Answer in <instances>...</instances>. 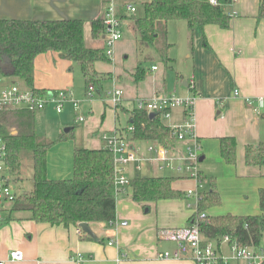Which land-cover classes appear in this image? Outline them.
Here are the masks:
<instances>
[{
	"label": "crops",
	"instance_id": "0c3cea01",
	"mask_svg": "<svg viewBox=\"0 0 264 264\" xmlns=\"http://www.w3.org/2000/svg\"><path fill=\"white\" fill-rule=\"evenodd\" d=\"M112 1L123 17L132 15L125 9L131 4L136 8L134 15L143 17L141 4L147 0ZM260 3L261 0H237L229 7L235 16L231 17L228 29L216 25L196 26L192 40L186 24L169 22L167 40L171 67L166 68L148 52L154 61L144 64L145 73L139 81H135L134 74L146 53L137 51L133 22L123 19L122 38L116 43L112 58L109 62L94 64L95 71L104 79L99 88L94 87L90 98L86 96L84 78L76 65L59 58L56 53L37 56L34 89L69 90L79 102L77 111L67 103L60 114L51 107L34 113L36 134L53 142L46 153L47 178H71L74 150L104 149L102 134L117 132L130 138L126 130L132 123L130 116L135 99L170 94L194 96L196 145L200 154L198 170L203 178L201 188L198 189L187 176L178 175L149 159L124 166V175L130 182L138 176L170 177L173 178L171 188L185 194L191 189H197L201 194L213 185L221 205L208 210V216L258 215V192L264 189V165L247 166L244 152L247 146L264 142V112L257 115L253 110L255 105L245 102L248 98L264 97V19L257 20ZM102 13V0H0V20H81L84 34H88L90 41L91 23ZM91 43L92 48H104V37ZM130 57L132 63H129ZM74 66L79 69L80 78L74 75ZM153 67L156 69L152 70ZM3 77L5 82L29 89L20 80ZM108 81H111V87H105ZM190 81L193 82L191 86ZM116 89L123 91V98L121 104L114 107L109 95ZM233 90H238V97L232 96ZM78 115L84 118L82 122L76 120ZM54 117H58L59 123ZM49 118L55 121L57 130L70 128V131L58 133L52 140L45 125ZM183 120L184 112L175 109L168 119L162 118V123L173 127L182 124ZM62 134L65 137L60 139ZM222 138L235 141L234 165L226 164L221 156ZM130 141L143 158L150 157L146 152L148 145L161 144L131 138ZM184 145L176 141L175 153L179 154ZM53 149L56 152L50 154ZM137 166H140L139 170ZM11 182L15 192L21 187L24 192L31 191L28 189L31 180L27 182L28 187L24 179L22 183L20 179L15 184L13 179ZM194 203L192 198L185 196L141 204L133 201L130 186L119 189L115 192V220L88 223L97 241L83 232L79 234L78 226H50L34 222L29 214L13 213L0 225V259L7 260L9 252L19 251L23 260L7 264H195L191 260L158 259L159 253L175 249L174 243L159 237L160 233L186 227L195 212ZM122 222L127 225L121 226ZM221 252L226 255L229 250L223 245ZM78 256L82 258L80 263L76 262Z\"/></svg>",
	"mask_w": 264,
	"mask_h": 264
},
{
	"label": "trees",
	"instance_id": "16d2710c",
	"mask_svg": "<svg viewBox=\"0 0 264 264\" xmlns=\"http://www.w3.org/2000/svg\"><path fill=\"white\" fill-rule=\"evenodd\" d=\"M147 0L141 4L143 17H123L133 22L140 54L146 53L138 64L134 77L139 81L145 63L154 61L149 49L159 62L170 68V44L167 24L182 21L192 40L196 26L216 25L228 29L232 0ZM110 0H102V15L91 23V41H100L105 35L104 17ZM120 14V15H119ZM264 19V0H261L257 20ZM45 53H56L59 58L76 65L82 72L86 89L99 88L103 76L94 69L96 62H109L104 48L88 47L84 39V22L81 20H0V71L5 77L20 80L27 88L33 87L34 60ZM148 53V54H147ZM34 113L26 110L0 111V137L6 146V165L10 172L21 171L25 153L31 158L32 189L17 195L6 213L29 214L31 220L50 226L77 227L80 223H111L115 220V190L113 155L106 149L76 148L73 152V174L69 179L50 180L46 176V153L53 142L36 134ZM130 133L133 141H157L164 146L175 145L171 129L162 123V117L131 111ZM262 117V116H261ZM14 131V134L11 132ZM65 136L60 135V139ZM220 153L224 162L234 165L236 144L233 138L220 139ZM247 166L264 165V142L247 146L244 152ZM203 181V178L200 177ZM170 177H136L130 182L132 199L136 203H156L162 200L185 198L186 194L171 188ZM221 199L212 185L200 194L197 209L190 222L202 213L206 219L198 224L204 244L219 242L224 236L237 245L258 249L264 229V189L258 192L259 214L253 216H208L207 211L219 207ZM189 222V224H190ZM221 264V263H220Z\"/></svg>",
	"mask_w": 264,
	"mask_h": 264
},
{
	"label": "built area",
	"instance_id": "2783aa9c",
	"mask_svg": "<svg viewBox=\"0 0 264 264\" xmlns=\"http://www.w3.org/2000/svg\"><path fill=\"white\" fill-rule=\"evenodd\" d=\"M237 0H232L234 5ZM211 4H216L215 0H210ZM231 5V6H232ZM125 9L130 14L136 12L134 5H127ZM233 17L235 14L230 13ZM105 35L104 50L107 58H112L115 45L122 38V21L116 15V5L114 1H110L104 17ZM156 68L153 67L152 70ZM193 82L190 81V86ZM94 92L93 87H89L86 96L91 97ZM233 97H238V90L232 91ZM110 102L114 107L121 104L123 91L116 89L110 95ZM248 104H254V112L259 115L264 112V97L248 98L245 100ZM70 103L73 109H79V102L73 98V94L69 90L43 91L41 93L35 90L21 88L15 83L5 82L0 72V111L7 109L26 110L37 112L51 107L57 114H60L65 104ZM194 96L180 97L175 94L170 95H154L149 99L138 98L133 101V109L145 112L146 114H159L162 118L168 119L172 110L181 109L184 112V120L178 126L169 127L171 134L177 142L184 143L183 150L176 154L174 147L164 146L162 144H150L146 148L149 158L139 156V149L131 146L130 138L123 136L117 132L110 135L102 134L101 139L104 143V149L113 155L114 165V190L118 192L130 185V180L124 175L123 167L129 163H140L146 159L159 162L163 168L174 171L181 176H187L201 188L200 172L198 164L200 161L199 147L196 145L195 135V119H194ZM78 122H82L84 118L81 115L76 117ZM127 133L134 131L133 125H129ZM129 138V139H128ZM6 146L0 137V225L5 222L6 213L10 205L17 197L14 186L10 178V169L5 162ZM137 170L140 166L136 167ZM187 198L194 200V210L200 199L197 189H191L186 192ZM206 219V214L202 213L193 218L186 227L175 230H166L160 233L162 240H167L175 245L172 252L165 251L158 254L160 260H191L195 264H229L234 261L239 264H264V249L259 247L248 248L237 245L231 241L228 236H224L218 243H203L198 224ZM121 226H126V222H122ZM82 234L81 229H77ZM111 245V244H109ZM225 245L229 250V255L221 252V247ZM23 260V255L19 251H11L7 260H1L0 264L8 262H19ZM76 262H81L82 258L78 256Z\"/></svg>",
	"mask_w": 264,
	"mask_h": 264
},
{
	"label": "rangeland",
	"instance_id": "374dc122",
	"mask_svg": "<svg viewBox=\"0 0 264 264\" xmlns=\"http://www.w3.org/2000/svg\"><path fill=\"white\" fill-rule=\"evenodd\" d=\"M176 22H181V23H176V24H181V26H185L184 24V22H182V21H176ZM134 35H133V37L135 38V39H137V36H136V34L135 33H133ZM84 39H85V43H86V45L88 46V47H92L93 45H92V43H91V41L89 40V37H88V34L87 33H85L84 34ZM178 45H179V43H178ZM136 47H137V44H136ZM137 51H138V47H137ZM149 53H151V50L149 49V51H148ZM133 62V58H129V63H132ZM74 68H75V70H74V75L75 76H78V78H80V71H79V69L77 68V67H75L74 66ZM18 82H20V81H18ZM20 83H22V82H20ZM79 84H81V82H80V80H79V82H78ZM19 84V83H18ZM81 86V85H80ZM105 87H111V81H108V82H106V84H105ZM56 120H57V123H59V120L57 119L58 117H54ZM48 122V123H47ZM45 125H46V131H47V135L52 139V140H55L56 139V137H57V135H58V133H61V132H64V128H61L60 130H57V128H56V126H55V121L52 119V118H49L46 122H45ZM54 139H53V138ZM70 141L71 140H69V143H70ZM72 144H74V142H71ZM79 144V143H78ZM54 147V146H53ZM51 148V147H50ZM49 148V149H50ZM56 151H54V149H53V151H51V153L50 154H54ZM49 162H50V160H49ZM51 163V162H50ZM165 174H169L168 172H164ZM31 177H32V167H31V158H30V155L28 154V153H25V155H24V158H23V163H22V170L21 171H15V172H13V173H11L10 174V178H11V180L13 179L14 180V184L20 179V182L22 183V181H23V179H24V182H26V184H27V187H28V183L27 182H30V180H31ZM17 180V181H16ZM31 182H30V184H29V190H31ZM20 188V187H19ZM16 192L17 193H19L20 195L21 194H23V193H26V192H24V189L21 187L20 189H17L16 188ZM194 207V206H193ZM224 213H226V212H224ZM260 247L262 248V249H264V229H263V235H262V239H261V242H260ZM225 254L227 255V254H229V253H227V252H225ZM229 264H237L236 262H234V261H231V262H229Z\"/></svg>",
	"mask_w": 264,
	"mask_h": 264
},
{
	"label": "water",
	"instance_id": "95a60500",
	"mask_svg": "<svg viewBox=\"0 0 264 264\" xmlns=\"http://www.w3.org/2000/svg\"><path fill=\"white\" fill-rule=\"evenodd\" d=\"M154 117V114H150V118ZM70 131V128H66L64 129V133H68ZM78 228L81 229V231L87 235L88 237H90L91 239H93L94 241H97V238L95 237V235L93 234V232L90 230L88 223H80L78 225Z\"/></svg>",
	"mask_w": 264,
	"mask_h": 264
}]
</instances>
